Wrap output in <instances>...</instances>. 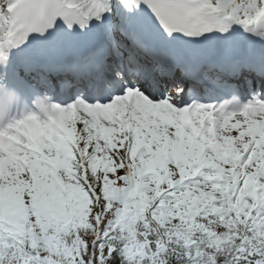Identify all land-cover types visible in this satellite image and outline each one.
Returning <instances> with one entry per match:
<instances>
[{
    "label": "snow or ice",
    "instance_id": "6c2138e0",
    "mask_svg": "<svg viewBox=\"0 0 264 264\" xmlns=\"http://www.w3.org/2000/svg\"><path fill=\"white\" fill-rule=\"evenodd\" d=\"M0 264H264V0H0Z\"/></svg>",
    "mask_w": 264,
    "mask_h": 264
}]
</instances>
